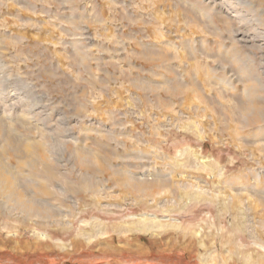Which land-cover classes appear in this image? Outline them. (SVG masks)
I'll use <instances>...</instances> for the list:
<instances>
[{
  "label": "rangeland",
  "instance_id": "1",
  "mask_svg": "<svg viewBox=\"0 0 264 264\" xmlns=\"http://www.w3.org/2000/svg\"><path fill=\"white\" fill-rule=\"evenodd\" d=\"M0 159V264H264V0H0Z\"/></svg>",
  "mask_w": 264,
  "mask_h": 264
},
{
  "label": "bare ground",
  "instance_id": "2",
  "mask_svg": "<svg viewBox=\"0 0 264 264\" xmlns=\"http://www.w3.org/2000/svg\"><path fill=\"white\" fill-rule=\"evenodd\" d=\"M0 177H3L4 185L6 184L8 186L6 190V187L4 188L2 186L3 181L0 182V191L4 195L3 199L4 200L7 199L5 201H7L8 203H12L11 206L15 205V207L21 210L29 209L30 211L33 210V208L35 209L36 207H38V206L34 207L36 204L39 205L38 203H36L37 201H35V199L29 196L27 197L25 196V193H23L21 188H19L20 185L18 178L16 177L15 174L12 173L8 163L3 162L1 159H0Z\"/></svg>",
  "mask_w": 264,
  "mask_h": 264
}]
</instances>
